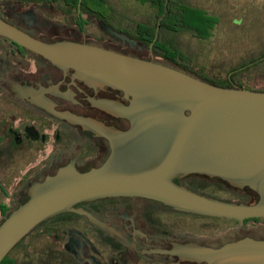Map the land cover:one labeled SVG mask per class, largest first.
I'll return each instance as SVG.
<instances>
[{"label": "water", "instance_id": "95a60500", "mask_svg": "<svg viewBox=\"0 0 264 264\" xmlns=\"http://www.w3.org/2000/svg\"><path fill=\"white\" fill-rule=\"evenodd\" d=\"M0 36L60 68L74 69L90 85L119 90L127 100L97 103L123 118L124 129L54 112L104 137L105 155L90 169L80 170L72 159L32 182L29 198L0 223V264L48 219L86 200L141 197L177 211L242 223L264 217V91L221 87L164 60L100 44L40 39L1 15ZM192 175L245 190L255 200L199 193L181 183ZM175 252L205 264H264V226L176 244Z\"/></svg>", "mask_w": 264, "mask_h": 264}, {"label": "flooded vegetation", "instance_id": "af4514ba", "mask_svg": "<svg viewBox=\"0 0 264 264\" xmlns=\"http://www.w3.org/2000/svg\"><path fill=\"white\" fill-rule=\"evenodd\" d=\"M64 4L61 9L51 2L0 0V15L40 39L84 41L144 59H164L154 47L158 38L147 44L127 35L117 37L109 31L103 36H84L81 6L78 3L74 14L69 10L71 2ZM85 17L97 22L87 14ZM111 99L127 103L119 90L90 85L74 69L60 68L0 36V223L29 198L32 182L58 166L72 159L80 170L101 163L107 148L105 138L54 112H69L124 129L123 118L97 104ZM74 208L48 219L25 237L14 252L19 261L205 264L180 256L175 245L216 239L227 233L225 224L218 221L216 226L205 224L204 219L192 221L188 216L191 213L141 197L98 198L79 202ZM178 213L181 217H177ZM262 226L264 220L252 226L243 223L231 231ZM26 252H31L28 258Z\"/></svg>", "mask_w": 264, "mask_h": 264}, {"label": "trees", "instance_id": "16d2710c", "mask_svg": "<svg viewBox=\"0 0 264 264\" xmlns=\"http://www.w3.org/2000/svg\"><path fill=\"white\" fill-rule=\"evenodd\" d=\"M20 1L51 2L61 9L65 6L64 2H71L69 10H72L74 14L76 9H78L79 3V0ZM137 1L146 7L148 15L142 18L133 16L124 12L121 9L122 6L114 4L112 0H82L80 9L82 14H84L83 30L86 31L90 24V21L88 22L89 19L85 17V14H87L95 19L105 32L111 29L123 37H126V35L131 36L151 44L155 39L157 27L161 23L159 37L154 43V47L159 52V55L164 58L162 60L221 87L240 86L251 90L264 91V30L258 33L254 27L253 20L243 16L240 21L241 25L237 24L232 29L234 31L237 29L238 32L241 29L240 31L251 34L252 39L258 37L259 42L257 45L252 49L246 50L244 55L238 58H220L217 62L210 63L206 59H199L200 52L197 46L193 47V43L188 42L187 47H185L179 43V40L181 37L188 35V37L199 39L202 43L213 38L216 41V39H219L216 38L218 36L216 30L223 22L221 21V16L215 14L203 4L194 2V0ZM261 20L262 17L258 13L256 21L259 22ZM250 39L248 38L247 42L245 40L246 49L251 44ZM225 41L227 42L229 39ZM216 50H220V47ZM181 183L199 193L223 200L246 202L255 200V197L245 190L236 191L221 182L205 177L191 176L182 180ZM221 192H227L228 196H224ZM261 220H264V217L247 219L245 223L252 226ZM231 221L235 223L232 224L233 227L226 228L227 233L233 232L231 230L243 224L237 220ZM15 249L16 247L1 264H31L27 260L19 261L15 256ZM30 254L31 252H26L25 257L28 258Z\"/></svg>", "mask_w": 264, "mask_h": 264}, {"label": "rangeland", "instance_id": "374dc122", "mask_svg": "<svg viewBox=\"0 0 264 264\" xmlns=\"http://www.w3.org/2000/svg\"><path fill=\"white\" fill-rule=\"evenodd\" d=\"M114 4H118L121 9L126 12L130 13L136 17H144L148 15L146 13V7L141 5L140 2L137 0H112ZM196 3L203 4L204 6L208 7L211 11L215 14L221 16V25L216 30L218 36L216 41L213 39L202 43L199 39L188 37L185 35L181 37L179 43L183 46L187 47L188 42L193 43V47L197 46L199 50V59L203 60L206 59L210 63L217 62L220 58H230L234 57L238 58L241 55H244L245 51L249 48H254L257 43L259 42L258 37H254L252 39L251 34L247 32L240 31L236 29L235 31L232 29L234 26L241 25V18L243 16H247L251 20L254 21V27L257 29V32H262L264 30V0H194ZM235 12V13H233ZM258 13L261 15L262 20L257 22L256 17ZM263 13V14H262ZM91 25H88V29L84 31V36H103L107 35L106 32L101 29L98 23H95L89 20ZM246 22V21H245ZM227 23V26H226ZM102 34V35H101ZM263 37V36H262ZM250 39V46L246 49V42ZM229 39V41H225ZM246 40V42H245ZM225 41L224 43H222ZM229 46V47H228ZM220 47V50H216ZM205 53V55H204ZM247 53V52H246ZM224 196H228L227 192H221ZM183 215H185L183 213ZM190 217L189 219L192 221H198L204 219L205 224H209L210 226H216V221L220 224H225L227 227H233V221H229L228 219L224 218H209V216H200L195 214H188ZM177 217H181L180 214H177ZM183 217V216H182ZM214 223V224H213ZM242 225V224H241ZM240 225V226H241Z\"/></svg>", "mask_w": 264, "mask_h": 264}]
</instances>
